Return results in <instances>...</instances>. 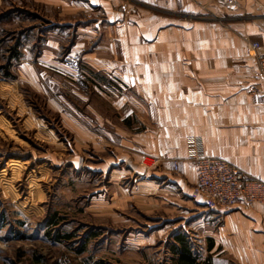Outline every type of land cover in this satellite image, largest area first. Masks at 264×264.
I'll list each match as a JSON object with an SVG mask.
<instances>
[{"label": "crops", "instance_id": "1", "mask_svg": "<svg viewBox=\"0 0 264 264\" xmlns=\"http://www.w3.org/2000/svg\"><path fill=\"white\" fill-rule=\"evenodd\" d=\"M34 1L57 16L44 18L46 25L26 46L25 32L5 54L0 40V90L18 92L23 86L42 97L54 118L40 113L38 125H49L46 132L60 145L71 135L74 167L83 168L84 148L93 147L91 168L109 182L94 186L92 196L100 203L108 197L113 210L137 204L159 223L156 229L166 221H185L180 229L201 240L211 254L209 264H264V208L209 210L202 198H192L197 169L189 158V140L196 137L205 154L264 180L258 60L264 53V0ZM69 30L74 39L67 46ZM253 43L260 47L253 49ZM88 71L136 87L141 110L147 108L138 117L143 128L132 126L134 117L127 114L120 121L106 118L104 130L96 110L100 117L70 110L63 94L70 80L81 101L92 104L77 83ZM2 112L0 105L3 123ZM174 160L180 161L178 171Z\"/></svg>", "mask_w": 264, "mask_h": 264}, {"label": "rangeland", "instance_id": "2", "mask_svg": "<svg viewBox=\"0 0 264 264\" xmlns=\"http://www.w3.org/2000/svg\"><path fill=\"white\" fill-rule=\"evenodd\" d=\"M55 16V11L34 0H0V40L5 42L1 52H8L22 32L27 35L26 46L29 37L36 38L46 25L44 18ZM71 32L67 46L74 39ZM96 81L105 88H96ZM70 82L63 94L71 111L87 117L100 114L104 125L99 126L104 130L106 118L120 121L127 114L134 117L132 126L144 127L138 117L147 108L141 110L136 87L88 71L77 80L93 106L87 107L74 91L76 81ZM7 89L0 90L5 120L0 121V264H209L211 254L201 240L180 229L185 221H166L156 229L159 223L137 204H117L113 210L108 197L103 203L93 197L94 186L109 182L108 175L95 174L91 168L96 159L93 147L84 148L83 168L74 167L76 148L71 135L65 136L66 150L61 149L64 144L46 132L50 126L38 125L40 113L54 118L42 97L28 87L18 92ZM113 99L117 100L114 109ZM186 247L195 261L181 258L183 253L190 255Z\"/></svg>", "mask_w": 264, "mask_h": 264}, {"label": "built area", "instance_id": "3", "mask_svg": "<svg viewBox=\"0 0 264 264\" xmlns=\"http://www.w3.org/2000/svg\"><path fill=\"white\" fill-rule=\"evenodd\" d=\"M218 1L226 5L232 3V0ZM252 47L258 49L260 44L253 43ZM258 60L259 76L264 82V53L258 55ZM189 158L195 162L197 169V182L192 189V198H202L209 210L253 204L264 208V180L248 175L224 158L205 154L201 140L196 137L189 140ZM173 166L178 171L180 161L174 160Z\"/></svg>", "mask_w": 264, "mask_h": 264}, {"label": "trees", "instance_id": "4", "mask_svg": "<svg viewBox=\"0 0 264 264\" xmlns=\"http://www.w3.org/2000/svg\"><path fill=\"white\" fill-rule=\"evenodd\" d=\"M179 240H181V239H179ZM186 257L191 258L190 255L187 256L185 253H183V255H181V258H186ZM191 259H192V258H191ZM192 261H195V259H192Z\"/></svg>", "mask_w": 264, "mask_h": 264}]
</instances>
